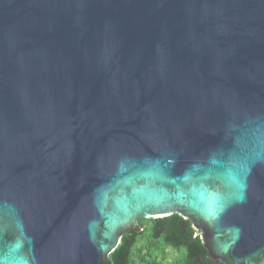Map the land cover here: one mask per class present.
Wrapping results in <instances>:
<instances>
[{"label": "water", "instance_id": "95a60500", "mask_svg": "<svg viewBox=\"0 0 264 264\" xmlns=\"http://www.w3.org/2000/svg\"><path fill=\"white\" fill-rule=\"evenodd\" d=\"M173 214L264 264V0H0V264Z\"/></svg>", "mask_w": 264, "mask_h": 264}, {"label": "trees", "instance_id": "16d2710c", "mask_svg": "<svg viewBox=\"0 0 264 264\" xmlns=\"http://www.w3.org/2000/svg\"><path fill=\"white\" fill-rule=\"evenodd\" d=\"M140 223L142 229L123 234L112 264H223L209 256L192 223L178 214Z\"/></svg>", "mask_w": 264, "mask_h": 264}]
</instances>
